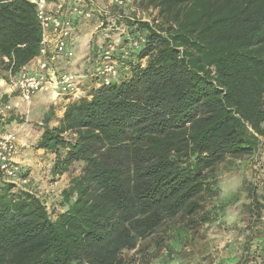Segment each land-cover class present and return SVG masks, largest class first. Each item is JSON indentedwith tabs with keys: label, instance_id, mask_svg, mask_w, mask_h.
I'll list each match as a JSON object with an SVG mask.
<instances>
[{
	"label": "trees",
	"instance_id": "16d2710c",
	"mask_svg": "<svg viewBox=\"0 0 264 264\" xmlns=\"http://www.w3.org/2000/svg\"><path fill=\"white\" fill-rule=\"evenodd\" d=\"M47 1L62 9L69 3ZM131 3L157 17H136ZM131 3L90 18L98 28L84 70L65 68L85 76L84 95L66 105L57 124L54 109L44 115L35 145L54 155V174L82 164L62 190V210L54 216L32 191L24 164L27 184L0 182V264H128L125 252L162 227L178 236L172 245L179 251L220 209H204L220 198L217 166L260 148L264 0ZM42 39L35 2L0 0L4 78L40 56ZM111 42L118 74L97 86L99 52ZM1 100L8 102L7 94ZM14 109L0 122L4 130L16 121ZM178 217L187 224L172 222Z\"/></svg>",
	"mask_w": 264,
	"mask_h": 264
},
{
	"label": "rangeland",
	"instance_id": "374dc122",
	"mask_svg": "<svg viewBox=\"0 0 264 264\" xmlns=\"http://www.w3.org/2000/svg\"><path fill=\"white\" fill-rule=\"evenodd\" d=\"M94 1L107 5L108 9L112 7L111 0ZM128 6L129 12L136 17H157L156 10H146L137 3ZM97 28L90 19L82 18L77 22V33L81 37L83 35L84 41L75 49L73 59H80L88 52L93 44L89 40L95 35ZM3 74L1 71L0 76ZM41 94L44 92L38 93L34 98ZM37 106L31 104L27 115L18 116L13 130L17 131L22 164L34 177L32 191L56 216L62 210V190L69 185L71 177L81 172L82 164L75 163L69 171L61 175L54 174V155L36 148L35 144L42 130L45 113L54 109L51 124H57L62 107L50 102L42 107ZM26 107L23 106L24 111ZM20 119L23 121L20 122ZM215 173L221 185L220 198L204 203L205 211L212 210L214 205H220L219 210L214 207L211 220L202 222L195 233L194 230L188 233V239H183L184 244L178 241L181 243L177 247L179 251H175L176 246L172 245L178 236L172 229L162 227L137 249L125 252L128 264H229L231 260L238 261L239 264H264V138L255 153L241 158H227L217 166ZM251 193L256 195L257 203ZM259 207L261 208L258 210ZM252 214L255 215L252 217ZM172 222L182 225L187 224L188 220L178 217ZM161 237L165 240L164 243L160 241ZM252 237L255 238L253 241L250 240ZM248 248H251L249 256Z\"/></svg>",
	"mask_w": 264,
	"mask_h": 264
},
{
	"label": "built area",
	"instance_id": "2783aa9c",
	"mask_svg": "<svg viewBox=\"0 0 264 264\" xmlns=\"http://www.w3.org/2000/svg\"><path fill=\"white\" fill-rule=\"evenodd\" d=\"M37 4L38 17L43 26V39L41 42L40 56L36 58V64L32 69L23 67L16 73H7L2 81L9 93H17V96L26 104L25 115L30 112V106L34 96L38 93H51L54 101L61 97L78 99L84 95L82 82L84 75L59 69L58 59L63 57L68 61L74 57V51L70 47V39L74 31V19H90L97 11L100 14L107 12L106 8L96 7L94 0H71L67 5L60 4L53 9V5L47 0H32ZM132 0H111L113 5L123 7ZM52 6V7H51ZM139 40H132L130 47L137 48ZM116 45L111 42L99 52L98 68L95 76L97 86L101 83L109 84L110 79L118 74L117 61L114 53ZM129 51V50H128ZM128 51L122 49V56H127ZM0 96V122H5L11 115L14 107L10 102H3ZM20 145L17 132L3 129L0 125V182L9 181L15 184H27L29 179L23 176L22 162L18 159Z\"/></svg>",
	"mask_w": 264,
	"mask_h": 264
},
{
	"label": "crops",
	"instance_id": "0c3cea01",
	"mask_svg": "<svg viewBox=\"0 0 264 264\" xmlns=\"http://www.w3.org/2000/svg\"><path fill=\"white\" fill-rule=\"evenodd\" d=\"M61 0H58L54 3H59ZM63 1V0H62ZM98 1V0H97ZM66 2H71V0H67ZM95 2V6L96 7H104V8H107V5H101V4H98ZM62 4V2L60 3ZM60 4H57V5H53V9L55 8H59ZM68 4V3H67ZM98 4V5H97ZM66 7V12H67V9L69 8V6H65ZM82 18H75L74 21H76L75 25V35H74V31H73V36L72 38L70 39L69 43H70V47L73 49V51L75 52V49L78 47L79 48V45H81V41L83 40L84 41V38H83V35L81 37V34H78L77 33V22L80 21ZM93 39L90 38L89 41H91ZM73 46V47H72ZM76 54V52H75ZM79 54V53H77ZM75 57V56H74ZM73 57V58H74ZM71 58L70 60L66 61L63 59V57L59 58L57 64L59 65L58 68L59 69H64L66 67H68V69L70 70H74V71H82L84 70V62H83V57L81 56L80 59H73ZM36 64V60H33L30 64H28V67H30L32 69V67H34ZM36 67V66H35ZM4 76H6L5 74H3L2 76H0V96L2 95H5L7 94V101L12 103L13 106H15V109H14V116L15 118H17L18 116L20 115H24L25 114V111H24V108L23 106H25L26 104L21 100V98L19 96H17V93H9L7 91V88L5 86V84L3 83L4 81H2L4 79ZM72 99H69V98H66V97H61L59 98L58 100L54 101L52 96H51V93L48 92V93H44L43 95H39L37 96L36 98L33 99V102L32 104L34 106H37V107H42L43 104H46V103H51L53 105H61L62 109H61V116L63 115V112L65 110V107L66 105L71 101ZM74 100V99H73ZM59 116V117H61ZM7 121V120H6ZM13 125L14 123L10 124L9 127H7V129L9 130H13ZM14 131V130H13ZM17 132V131H16ZM18 139V137H17ZM18 143H19V139H18ZM18 159L21 160L22 162V158H21V154L19 153L18 155Z\"/></svg>",
	"mask_w": 264,
	"mask_h": 264
}]
</instances>
